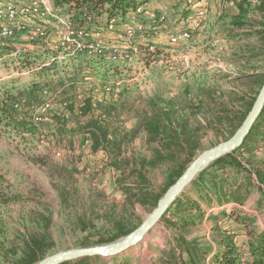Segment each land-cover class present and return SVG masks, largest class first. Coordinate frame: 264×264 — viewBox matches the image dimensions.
<instances>
[{"label": "rangeland", "instance_id": "1", "mask_svg": "<svg viewBox=\"0 0 264 264\" xmlns=\"http://www.w3.org/2000/svg\"><path fill=\"white\" fill-rule=\"evenodd\" d=\"M163 4L167 11L165 16L161 13L164 19L153 21L155 10L162 7L165 11ZM163 4L150 2L143 9L142 18L147 21L144 29L154 32L151 38L130 32L123 36L118 25H110L111 31L103 29L93 37L85 35V39L106 44L112 51L103 58L58 50L57 45L64 42L71 47L77 39L57 21L48 20L42 35L29 26L10 42L0 40V46H12L0 54V97L9 90H26L34 84H49L52 89L44 90L41 106L32 113V122L39 128L44 125L39 133L31 136L0 127V175L4 178L0 190L7 198H18L6 204L0 199V264H15L22 254L23 239L39 229L49 232L50 247L34 264H44V259L59 252L102 245L115 222L126 217L131 227L139 226L151 212L126 202L117 185L121 174L111 167L106 151L92 149L89 135H75L70 143L68 138L48 134V128L53 129L48 112L62 99L76 95L80 103L93 96L96 102H104L100 112L111 109L112 131L119 138L137 127L139 118L147 112L169 106L174 118L198 134L194 144L198 156L233 136L229 125L212 123L225 116V108L241 107L238 100L254 93L250 83L244 84L239 76L264 72V57H250L246 46L253 45L251 39L228 38L232 27L221 16L235 11L232 2L168 0ZM202 9L201 24L195 23ZM184 13L190 14L185 17ZM197 24L199 32L172 43L173 35ZM137 40L149 44V49L137 47ZM45 107L47 113L42 114ZM128 142L123 157L151 156L144 135ZM263 158L264 149L257 159ZM149 178L155 190L162 192L166 185L164 167L151 170ZM36 213L42 216L39 227L33 219ZM258 219L264 227V215ZM208 229L206 225L198 233H207ZM167 235L160 222L142 245L124 257L92 260L89 264H122L125 259L130 264H151L157 254L155 248L166 245Z\"/></svg>", "mask_w": 264, "mask_h": 264}, {"label": "trees", "instance_id": "2", "mask_svg": "<svg viewBox=\"0 0 264 264\" xmlns=\"http://www.w3.org/2000/svg\"><path fill=\"white\" fill-rule=\"evenodd\" d=\"M228 2H232L235 8L233 13L225 12L221 16L232 27L228 38L241 37L240 41L251 39L253 45L246 46L250 57H264V0ZM51 3L54 12L49 20L56 22L55 16L67 17L70 30L75 33L74 39H77L71 47L66 43L63 46L57 45L60 51L66 49L69 52L77 51L79 55L93 53L96 57H105L112 52L107 45L87 40L84 36L93 37L103 29L111 31L110 25H118L123 36L130 32L151 38L154 33L144 29L147 21L142 15L145 10L137 13L139 8L150 3L149 0H51ZM161 13L155 10L153 21L161 20ZM189 14L184 13V16L188 17ZM233 27L240 34H236ZM199 31L191 30L187 25L180 33L192 35ZM255 38L257 42L253 40ZM33 44L36 42H31ZM135 44L144 50L150 47L138 40ZM11 47L8 44L0 46V54L8 52ZM78 48L82 49L76 50ZM239 79L247 85L249 82L254 93L245 94L238 100L242 103L241 107L233 105L232 108H225V116L212 123L229 125L233 129L231 135L242 125L252 109L264 84V72L240 75ZM45 89L52 90L49 84H34L26 90L5 92L0 97V127L31 136L39 133L44 125L40 128L36 126L32 122V113L41 106L40 100ZM75 96L62 99L59 106L49 110L53 123L50 126L53 129L48 128V134L58 139L68 138L70 143L75 135H89L92 149L96 152L106 151L111 167L121 174L117 185L126 202L132 207L139 204L152 211L198 156L194 145L198 134L194 130L188 131L186 123L174 118L168 106L147 112L139 118L137 127L126 134L125 138H119L115 130L112 131L111 109L100 112L104 102H96L93 96H88L79 103ZM140 134L144 135L146 143L151 147V156L123 157L129 139L134 140ZM262 149L264 109L242 146L204 170L163 216L161 223L168 231L167 244L165 248H155L157 254L152 258L153 264H264V227L258 219L259 215H264V158L257 159ZM179 157L184 158L180 161ZM158 167H164L166 175V185L162 192L155 190L149 178L151 170ZM3 179L0 175L1 182ZM0 199L6 204L18 198H7L0 190ZM35 215L33 219L39 227V217L42 216L37 213ZM129 223L126 217L115 222L108 231V238L100 244L114 242L138 227H131ZM206 225L209 227L207 233H198ZM49 240V232L40 229L26 236L21 244V257L15 264H34L42 260L50 247ZM101 259L85 258L64 264H89L92 260ZM128 262L125 259L122 264H130Z\"/></svg>", "mask_w": 264, "mask_h": 264}, {"label": "water", "instance_id": "3", "mask_svg": "<svg viewBox=\"0 0 264 264\" xmlns=\"http://www.w3.org/2000/svg\"><path fill=\"white\" fill-rule=\"evenodd\" d=\"M264 109V84L256 98V101L245 118L242 125L231 138L219 145L202 152L188 166L183 175L173 184L158 201L156 207L149 216L129 235L114 242L98 245L95 247L72 249L56 253L43 260L44 264H64L66 262L85 258L114 259L127 255L130 251L138 248L147 239L149 233L161 222L166 212L174 202L186 191L192 182L210 165L220 158L236 151L242 146L251 130L256 124Z\"/></svg>", "mask_w": 264, "mask_h": 264}, {"label": "built area", "instance_id": "4", "mask_svg": "<svg viewBox=\"0 0 264 264\" xmlns=\"http://www.w3.org/2000/svg\"><path fill=\"white\" fill-rule=\"evenodd\" d=\"M51 0H0V40L9 42L13 40L16 35L23 31L25 28L32 26L36 27L38 30V35H42V30L45 27L46 22L49 20V17L53 14L54 9ZM168 0H149L151 3L163 4ZM163 7H160V11L163 12L164 16L167 11L163 4ZM144 7L139 8L137 13H141ZM203 9L196 15V21L201 24V19H203ZM163 16V17H164ZM161 18L164 19V18ZM55 19L58 24L65 26L69 30L71 29V25L69 19L67 17H59L55 16ZM65 19V20H64ZM199 24H197L194 28L189 26L191 30L199 29ZM71 31V30H70ZM190 37V33H180L178 36H172V43H177L188 39ZM74 38V37H73ZM75 40V39H74ZM71 42L70 40L67 42ZM77 41L75 40L74 43ZM63 44H65L63 42ZM42 114L47 113V107L41 109Z\"/></svg>", "mask_w": 264, "mask_h": 264}, {"label": "crops", "instance_id": "5", "mask_svg": "<svg viewBox=\"0 0 264 264\" xmlns=\"http://www.w3.org/2000/svg\"><path fill=\"white\" fill-rule=\"evenodd\" d=\"M165 241H166V240H165ZM165 243L167 244V242H165ZM165 246H166V245H165ZM165 246H164V245H161L160 248H165ZM157 247H159V246H157ZM124 256H125V255H124ZM124 256H123V257H124ZM151 264H153V262H151Z\"/></svg>", "mask_w": 264, "mask_h": 264}]
</instances>
